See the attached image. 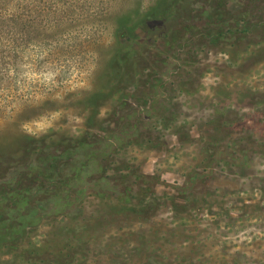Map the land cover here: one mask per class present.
<instances>
[{"label":"rangeland","instance_id":"obj_1","mask_svg":"<svg viewBox=\"0 0 264 264\" xmlns=\"http://www.w3.org/2000/svg\"><path fill=\"white\" fill-rule=\"evenodd\" d=\"M0 264H264V0H0Z\"/></svg>","mask_w":264,"mask_h":264}]
</instances>
